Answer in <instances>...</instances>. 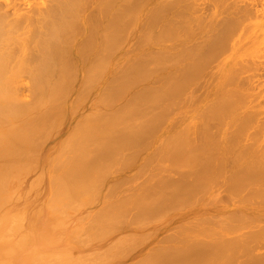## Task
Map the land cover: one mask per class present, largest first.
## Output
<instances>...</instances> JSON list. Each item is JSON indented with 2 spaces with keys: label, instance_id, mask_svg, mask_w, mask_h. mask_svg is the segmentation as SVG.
<instances>
[{
  "label": "bare ground",
  "instance_id": "obj_1",
  "mask_svg": "<svg viewBox=\"0 0 264 264\" xmlns=\"http://www.w3.org/2000/svg\"><path fill=\"white\" fill-rule=\"evenodd\" d=\"M177 1L0 0V264H264V54L225 56L264 0L191 6L210 41Z\"/></svg>",
  "mask_w": 264,
  "mask_h": 264
},
{
  "label": "rangeland",
  "instance_id": "obj_2",
  "mask_svg": "<svg viewBox=\"0 0 264 264\" xmlns=\"http://www.w3.org/2000/svg\"><path fill=\"white\" fill-rule=\"evenodd\" d=\"M159 1H161V0H159ZM166 1H168V3H170L169 2V0H166ZM177 1V0H176ZM178 1H181V0H178ZM177 1V2H178ZM203 0H182L181 2H178V3H176V4H174V6H175V10H171V13L172 14H174V12H176V14H178L177 16V18L179 19H182V17H183V19H185L184 17H186V19H188L187 21H189L190 19H191V21L189 22L190 24H188V22L187 23H185L186 24V26H188L189 25V28H190V31H192L193 30V32L195 31L196 33L198 32V31H196V30H198L200 27L201 28H206L207 29V26L209 25H211V23L209 22V20H208V18L209 19H211V17H212V19L211 20H213V23L212 24H214V26L211 28V29H208V30H210V32H209V36L205 39V41H210V40H212L215 36H217V35H220V33L222 32V31H224V29L226 28V27H228L229 25H231V23H232V19H234V18H236V17H238V16H236V15H234V12H233V14L232 13H230V12H232V11H228V10H225V11H213L212 12V10H207V11H205V10H203V11H201V12H197V11H195V10H193V9H195V6H197V3H200V2H202ZM164 2H165V0H164ZM171 2H173V1H171ZM187 5V8L185 7ZM183 6V7H182ZM191 6H193L194 8L192 9L191 8ZM170 9H171V6L169 7ZM179 8V9H178ZM184 8V9H183ZM191 8V9H190ZM182 9V10H181ZM179 11V12H178ZM186 11V12H185ZM188 11V12H187ZM168 11H165L164 13H167ZM169 13H170V11L168 12V14H165L164 16L166 17V15L168 16L169 15ZM230 14H232V15H230ZM236 14V13H235ZM171 15V14H170ZM169 15V18L168 17H166V18H164V20L166 19L167 21L170 19V21L172 22L173 21V25H174V20H176L177 18H176V16L173 18V16H170ZM234 16H236V17H234ZM173 19H172V18ZM179 19V20H180ZM180 20V22L181 21H183V23L182 24H184V20ZM194 21H193V20ZM165 20V23L167 22ZM179 20H177L176 21V23L179 21ZM210 20V21H211ZM231 20V21H230ZM170 21H168V22H170ZM204 21H208V23H206V24H208V25H203L202 24V26H200L199 27V25H201V24H199V23H202V22H204ZM167 22V23H168ZM170 22V23H171ZM179 22V23H180ZM225 22V23H224ZM169 23V25H172V24H170ZM175 23V24H176ZM210 23V24H209ZM164 25H166V24H164ZM172 25V26H173ZM168 25H166V27H167ZM179 26H180V24H179ZM206 26V27H205ZM208 26V27H209ZM233 26H235V25H233ZM171 28V26H168V28ZM185 28V27H184ZM187 28V27H186ZM210 28V27H209ZM228 29V28H227ZM227 29H226V31H227ZM181 30V29H180ZM201 30V29H200ZM203 30V29H202ZM180 33V32H179ZM182 33V32H181ZM184 33V32H183ZM229 34V42L227 43V45L225 46V56H229L228 58H231V61H239V64L242 62V63H245L246 65H248L249 67H253V65H254V63L256 62V61H259V60H261L262 59V54H264V37H256L254 34H253V32L250 30V28L249 29H242V28H236V29H233V30H230L229 32H228ZM198 34V36H199V33H197ZM197 34H195V36H197ZM180 35V34H179ZM180 36H182V35H180ZM184 36V35H183ZM197 36V37H198ZM205 38V37H204ZM181 39V38H180ZM182 39H185V36L182 38ZM171 41V40H170ZM173 42V41H172ZM171 42V43H172ZM184 42V44L183 45H185L186 43H187V41H183ZM169 45L168 44V42L166 43H164L161 47H164L165 45ZM173 44H174V42H173ZM173 44H170V46H169V48H171V45L172 46H174ZM188 44V43H187ZM166 45V46H167ZM177 45H180V44H177ZM177 45H175V46H177ZM175 46H174V48H175ZM167 48V47H166ZM179 48V47H178ZM155 49H160V46H157ZM165 49V48H164ZM172 49H173V47H172ZM172 49H170V51L172 50ZM177 49V48H176ZM161 50V49H160ZM162 50H163V48H162ZM167 50H168V48H167ZM173 51V54H174V51H175V49L174 50H172ZM178 51H179V53H180V51H181V49L179 50L178 49ZM178 51H176V53H178ZM231 56V57H230ZM253 71V70H252ZM248 74H250V70L245 74V75H248ZM177 116L178 115H172V117H173V120L174 119H176L177 118ZM171 120V119H170ZM168 120V124L167 123H164V126H163V130H162V136H160V137H163V135H166V134H169V132H171V130H172V122H173V120ZM171 124V125H170ZM168 125H170V126H168ZM256 125H257V127H255V131H257L258 132V135L259 136H264V120H259L258 119V122L256 123ZM168 126V127H167ZM171 128V129H167V128ZM164 129H166V130H164ZM167 132V133H166ZM201 133H199V135H200ZM203 134V133H202ZM201 134V135H202ZM198 135V136H199ZM166 137V136H165ZM196 138H197V136H196ZM199 139H201V138H199ZM198 141V140H197ZM196 141V142H197ZM142 159H144L143 157L141 158V160ZM140 160V162H142ZM139 161H138V163H140ZM133 169V168H132ZM132 169H131V171H130V169L127 171L126 170V172H120V173H117L116 174V176H111L110 178H111V181H117L118 180V177H117V175L119 176V177H124V176H129L130 177V173L129 172H131V173H133L132 172ZM127 172H128V175H126L127 174ZM134 174V173H133ZM132 176V175H131ZM114 179H113V178ZM121 177V178H122ZM109 178V179H110ZM113 179V180H112ZM24 189V188H23ZM101 193V192H100ZM220 193H225V192H220ZM223 195H225V194H223ZM222 195V196H223ZM218 196H219V198L221 197V194L219 195L218 194ZM224 197V196H223ZM225 198H226V195H225ZM221 199V198H220ZM223 200H224V198H222ZM222 200V201H223ZM226 202V206L228 207H230V202L228 203V201H227V199L225 200ZM223 203V202H222ZM229 204V205H228ZM81 205V204H80ZM84 205V206H83ZM223 205H224V203H223ZM82 206H83V208H82V211H81V214L82 215H84V219H80L79 217L80 216H82L81 214L79 215L78 213H76V214H73V210H71L72 212H70L69 211V209H64V212H66L65 214V220H64V222H62V224H63V226L64 227H67V228H69V229H67V233L68 234H70L71 232H73L72 230H73V228H75L74 227V225L78 222V219L79 220H81L80 222H81V224H86L87 222L89 223V219H90V217H89V215H90V213L92 212V210H90V208L88 207V206H91L90 204H83L82 203ZM87 206V207H86ZM85 211V212H84ZM86 211H88V212H86ZM80 212V211H79ZM85 213V214H84ZM87 213V214H86ZM73 214V215H72ZM70 215V216H69ZM71 218V220H70V218ZM83 217V216H82ZM81 217V218H82ZM89 217V218H88ZM67 218V219H66ZM67 220V221H66ZM88 220V221H87ZM68 221H71V222H69L68 223ZM87 223V224H88ZM72 224H73V226H72ZM71 227H70V226ZM79 225V224H78ZM77 226V225H76ZM55 229H53L52 230V232H50L49 234H51V235H49L50 236V238H58V237H60L61 235H66L65 234V229L63 230V232H61L60 231V227H57V226H55L54 227ZM49 238V237H48ZM41 240H44V238L42 237V235L39 237V241L41 242ZM51 248H53V250H51ZM53 252H58L57 251V249H56V247H55V245H53V246H50L49 248H47L45 251H44V256L42 255L41 257H38L39 258V260H40V262H42V264H45V262H46V260L47 259H49V258H47V256L49 255L50 256V258H52V254H53ZM80 252V254H86V252H81V251H79ZM59 253H61V252H59ZM56 254V253H55ZM58 255V254H57ZM41 258V259H40ZM49 261V260H48Z\"/></svg>",
  "mask_w": 264,
  "mask_h": 264
}]
</instances>
